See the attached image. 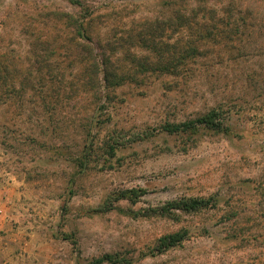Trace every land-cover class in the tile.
<instances>
[{"label": "rangeland", "instance_id": "1", "mask_svg": "<svg viewBox=\"0 0 264 264\" xmlns=\"http://www.w3.org/2000/svg\"><path fill=\"white\" fill-rule=\"evenodd\" d=\"M0 38L44 75L0 105V170L23 191L7 264L264 260V0H0ZM215 107L226 132L162 129ZM182 197L212 200L152 211Z\"/></svg>", "mask_w": 264, "mask_h": 264}, {"label": "trees", "instance_id": "2", "mask_svg": "<svg viewBox=\"0 0 264 264\" xmlns=\"http://www.w3.org/2000/svg\"><path fill=\"white\" fill-rule=\"evenodd\" d=\"M75 22L77 26L76 35H78L85 42L88 41L89 37L82 31L83 25L79 23L78 20H76ZM155 27L157 28L158 25H156ZM154 30L156 29L154 28L151 31V34L153 36H155ZM38 40L41 39L39 38ZM1 42L2 41L0 38V105L3 103H9L13 99L14 95H16V97L18 98H24L25 96H30L31 94L34 95L36 93L35 91L37 90L34 80L36 78H44V75L41 76V72L43 71L42 67L39 68V70H36L35 72L34 68H31L30 65L24 67V60H21V63H19V59L15 54L11 53L10 51H3ZM35 47H38V45H35ZM91 51L92 52H90L89 54L91 56L92 63H94L92 67H95V65L96 67H98L95 55L93 54V49H91ZM40 56L44 55H41L40 53L37 54L35 52L33 56H29L28 60L31 61V59H34L32 60L34 61V63L36 60L40 61V63H44L47 61L45 60V58H41ZM145 58H147V56H144V59ZM104 70L106 77V86L108 87L110 83V77H112L111 69L107 65ZM164 70H168L167 67H165ZM31 91H34V94ZM10 103L11 105L13 104L12 101ZM223 114L224 112L220 109V107H215L193 119H188L179 123H166L162 125V129L169 133H175L179 131L194 132L201 127H205L212 130L226 132L230 129V126L227 123L225 115ZM140 192L142 191L137 189H129L128 191H124L123 193H121V198L134 200L141 194ZM211 200L212 199L198 197H182L178 199H173L167 202L166 205H163L157 209H153L152 211L160 212L163 214L171 213L174 210L191 212L209 206ZM186 237L187 232L185 230H180L174 233L164 235L159 239V242L154 248L153 252H165L170 248L180 245ZM105 262L109 264H122V262H124V259L119 258L116 255L105 254L102 257L95 259L94 261V263L96 264H102ZM250 264H264V260L262 259V257H257Z\"/></svg>", "mask_w": 264, "mask_h": 264}, {"label": "crops", "instance_id": "3", "mask_svg": "<svg viewBox=\"0 0 264 264\" xmlns=\"http://www.w3.org/2000/svg\"><path fill=\"white\" fill-rule=\"evenodd\" d=\"M21 184L14 177H5L0 170V264L11 261L8 250L12 241L11 234L19 218L18 207L23 194Z\"/></svg>", "mask_w": 264, "mask_h": 264}]
</instances>
